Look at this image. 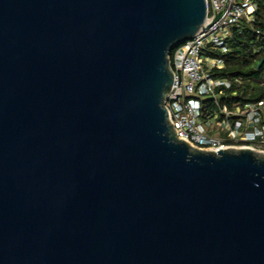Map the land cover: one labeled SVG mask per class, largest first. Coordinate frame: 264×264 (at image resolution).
<instances>
[{
  "label": "water",
  "instance_id": "1",
  "mask_svg": "<svg viewBox=\"0 0 264 264\" xmlns=\"http://www.w3.org/2000/svg\"><path fill=\"white\" fill-rule=\"evenodd\" d=\"M207 13L0 0V264H264V155L194 148L165 106Z\"/></svg>",
  "mask_w": 264,
  "mask_h": 264
},
{
  "label": "built area",
  "instance_id": "2",
  "mask_svg": "<svg viewBox=\"0 0 264 264\" xmlns=\"http://www.w3.org/2000/svg\"><path fill=\"white\" fill-rule=\"evenodd\" d=\"M207 7L208 26L169 55L174 78L165 98L168 118L178 139L194 148H247L264 155V99L221 106L220 96L231 83L213 74L224 66L215 53L229 50L232 27L252 19L256 0H207ZM207 99L219 107L217 112L209 111Z\"/></svg>",
  "mask_w": 264,
  "mask_h": 264
},
{
  "label": "trees",
  "instance_id": "3",
  "mask_svg": "<svg viewBox=\"0 0 264 264\" xmlns=\"http://www.w3.org/2000/svg\"><path fill=\"white\" fill-rule=\"evenodd\" d=\"M228 44L226 53H215L224 60V66L213 69L214 77L231 83L229 88L224 87L220 105L234 108L264 99V0H256V10L251 20L243 19L232 27ZM174 50L175 47L171 50V56ZM204 103L208 104L210 112L219 110L209 99Z\"/></svg>",
  "mask_w": 264,
  "mask_h": 264
}]
</instances>
